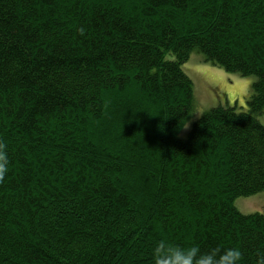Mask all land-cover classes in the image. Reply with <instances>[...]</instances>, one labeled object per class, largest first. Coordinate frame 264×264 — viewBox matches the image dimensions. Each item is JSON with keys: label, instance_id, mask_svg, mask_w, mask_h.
<instances>
[{"label": "trees", "instance_id": "1", "mask_svg": "<svg viewBox=\"0 0 264 264\" xmlns=\"http://www.w3.org/2000/svg\"><path fill=\"white\" fill-rule=\"evenodd\" d=\"M254 76L196 110L182 65ZM264 0H0V264H154L235 247L264 264ZM165 254H167L165 252Z\"/></svg>", "mask_w": 264, "mask_h": 264}, {"label": "rangeland", "instance_id": "2", "mask_svg": "<svg viewBox=\"0 0 264 264\" xmlns=\"http://www.w3.org/2000/svg\"><path fill=\"white\" fill-rule=\"evenodd\" d=\"M182 70L188 75L193 85V96L196 110L191 119L182 128L180 136L183 137L189 130L192 122L211 107L229 106L237 111L247 110V100L250 97L254 76H243L236 72H226L210 62H205L201 53L192 51L189 58L183 63ZM264 126V111L256 114ZM236 208L241 213L263 212L264 191L251 196L236 197Z\"/></svg>", "mask_w": 264, "mask_h": 264}, {"label": "clouds", "instance_id": "3", "mask_svg": "<svg viewBox=\"0 0 264 264\" xmlns=\"http://www.w3.org/2000/svg\"><path fill=\"white\" fill-rule=\"evenodd\" d=\"M8 172V154L4 145H0V181ZM165 252L167 254H165ZM199 252L198 246H191L187 249L179 247L162 248L161 243H156L153 249L154 264H240L242 253L235 247L225 248L219 251L218 248H210L208 252Z\"/></svg>", "mask_w": 264, "mask_h": 264}]
</instances>
